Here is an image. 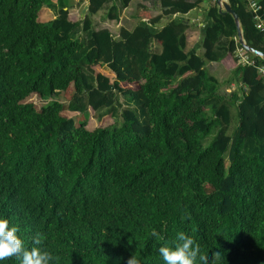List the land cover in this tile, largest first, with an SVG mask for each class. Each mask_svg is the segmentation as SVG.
<instances>
[{
  "label": "trees",
  "instance_id": "16d2710c",
  "mask_svg": "<svg viewBox=\"0 0 264 264\" xmlns=\"http://www.w3.org/2000/svg\"><path fill=\"white\" fill-rule=\"evenodd\" d=\"M56 1L57 16L40 21L51 0H0V217L26 247L39 238L54 264H163L158 247L181 231L208 264H264V59L245 52L253 64H239L232 17L208 2L188 52L193 23L177 15L204 0H159L157 15L138 4L117 36L91 17L109 5L105 18L118 20L132 0H88L82 18ZM227 1L264 53L246 1ZM213 61L237 90H222ZM60 94L39 109L26 102ZM118 96L131 105L105 125ZM105 109L90 127L89 111Z\"/></svg>",
  "mask_w": 264,
  "mask_h": 264
},
{
  "label": "clouds",
  "instance_id": "9594fccd",
  "mask_svg": "<svg viewBox=\"0 0 264 264\" xmlns=\"http://www.w3.org/2000/svg\"><path fill=\"white\" fill-rule=\"evenodd\" d=\"M18 232L19 229L10 225L8 219L0 217V264L9 257H17L18 264H54L56 257L40 246L39 238H34L33 246L28 248ZM150 235L156 239H163L155 229ZM157 251L163 264H208L209 262L205 259V254H201L199 245L192 236L182 231L176 234L175 241L170 246H160ZM126 264H139V260L130 256Z\"/></svg>",
  "mask_w": 264,
  "mask_h": 264
},
{
  "label": "crops",
  "instance_id": "0c3cea01",
  "mask_svg": "<svg viewBox=\"0 0 264 264\" xmlns=\"http://www.w3.org/2000/svg\"><path fill=\"white\" fill-rule=\"evenodd\" d=\"M51 1L53 2V5H54L53 7H49L48 8L47 6H43V7H47L49 10L53 9L52 11L54 12V14L49 20H52V19H54L57 16V14H58L57 7L59 5V3L56 0H51ZM68 1H70L68 6L71 7L75 11V13L80 16V18H82L83 17L82 11L84 9H86L85 13L87 12L88 0H68ZM71 1H73V2L71 3ZM135 1H136V3L134 4V6H136L138 4H143V5L147 6L148 8H150V12H151L152 15H157V14L160 13V11L158 9L159 8V0H154L155 1L154 3H153V0H132L126 8H123L120 11V16H119L118 20H108V19L104 18V16H102L100 18L101 24L97 25L94 22V20H92L94 28L95 29L106 28L112 34H115V36H117L118 30H119L120 27H124V28L128 29L127 27H125V25L123 24L121 19L124 16H126V17L129 16L131 20H133V21L135 20L137 22V20L133 17L134 16V13L132 12L133 8L130 7L131 4L133 2H135ZM190 1H195V0H190ZM64 3H66L65 0H62V4H64ZM203 3L205 5V3H207L206 0H204ZM152 4H153V6H152ZM106 6H109V5H106ZM106 6L104 7V9L106 8ZM204 9H205V7H204ZM49 12H51V11H49ZM98 12H97V14H98ZM200 12H201V9L197 8V9H193V10L189 11L187 14H185L183 16H178L177 15V17H180L183 20H187L188 19L190 24L193 23L192 28L188 29L185 32V35H186V48H185V50L188 51V52H190L199 43V37H197V34L195 32L197 30L195 28H198L199 35H200L201 28H199V27H202V17H201V13ZM193 16H195V20H194ZM92 17H95V14ZM127 19H129V18H127ZM49 20H45V21H49ZM107 21H114V22L118 23L119 26L117 24H111L110 25L109 23H106ZM165 21H166V18H162L160 20V22L158 23V25L156 26V28L163 26ZM194 21H197V22H194ZM113 27L116 28V29H112ZM152 46L155 49L157 48L155 43H152ZM206 70L217 81L224 82L222 90L225 91L226 93H230V92H232L234 90H237L238 87L235 84V82L231 81L230 83H228V80L230 79V76L232 74V70L231 69H227L226 67H224V65L222 63L214 62V61L213 62H209L206 65ZM226 82H227V84H225ZM231 112L235 113V104H234V107H231Z\"/></svg>",
  "mask_w": 264,
  "mask_h": 264
},
{
  "label": "rangeland",
  "instance_id": "374dc122",
  "mask_svg": "<svg viewBox=\"0 0 264 264\" xmlns=\"http://www.w3.org/2000/svg\"><path fill=\"white\" fill-rule=\"evenodd\" d=\"M215 1L216 0H206V2L207 3H205V5H204V3H201L199 6H198V8L199 9H204V7L205 8H207V6H208V2L209 3H215ZM65 2L67 3V4H69V2L70 1H68V0H65ZM73 1H71V3H72ZM151 2V1H150ZM149 2V3H150ZM155 1L153 0V3H154ZM136 3V1L135 2H133L132 4H131V6L130 7H132L133 8V10H132V12L133 13H135V11H136V6H134V4ZM61 5V4H60ZM60 5H58V7H57V9H59L61 6ZM152 6H153V4H152ZM49 8V7H48ZM47 7H42V9H41V11H40V13H39V17H38V19L39 20H41V21H45V20H49L52 16H53V14H54V12L52 11L53 9H48ZM107 8H108V6H106V8L105 9H102V10H99V12H98V14L96 13L95 14V17H91V19L92 20H94V22L98 25V24H101V21H100V18L102 17V16H104V18H105V14H106V12H107ZM130 10V11H131ZM49 11H51V12H49ZM200 11V10H199ZM101 12V13H100ZM154 14V13H153ZM133 15V14H132ZM93 16V15H92ZM134 17V16H133ZM194 17V20H195V16H193ZM127 18H129V19H127ZM121 21L123 22V24L125 25V27H127L128 29H131L134 25H135V23H136V21L134 20H131L130 19V17L128 16V17H126V16H124V17H122V19H121ZM133 21V22H132ZM194 22H197V21H194ZM106 23H109L110 25L111 24H117L118 26H119V24L118 23H116V22H114V21H107ZM112 29H116V28H112ZM197 31H195L196 32V34H197V37H199V31H198V28H195ZM77 32H75V36L76 37H78L79 39H84V37H85V34L84 33H82V32H80V29H77L76 30ZM195 34V35H196ZM114 36H115V34H113ZM195 41V40H194ZM51 99H55V100H59L60 102H65V99H64V97L62 96V94H60V95H58V96H56V97H52V98H48V97H46V98H40V97H38L37 95H31L30 97H28L27 99H26V102H31L37 109H39L43 104H45L46 102H48V101H50ZM127 106V105H131V104H129L126 100H125V98L124 97H122V96H118V102H117V105H115L116 106V111H115V116H113V117H107V120L105 121V125H112V124H117V123H119V119H120V116H119V111H120V107L121 106ZM231 107H234V106H231ZM104 111H107L106 109L105 110H102L101 112H98V113H96V114H94V116H93V111L92 110H90L89 111V115H88V118H87V124L90 126V127H93V126H96L97 124H98V119H97V117L95 116V115H98L99 113H102V112H104ZM236 113V112H235ZM234 113V115H235V118H236V114ZM85 117L84 116H78V117H75L74 118V124L75 125H77L81 120H83ZM232 128H233V125L230 127V129L232 130ZM230 130V131H231ZM208 138L204 141V145H206L207 144V142H208ZM228 165V162H227V160L225 159V166H227Z\"/></svg>",
  "mask_w": 264,
  "mask_h": 264
},
{
  "label": "built area",
  "instance_id": "2783aa9c",
  "mask_svg": "<svg viewBox=\"0 0 264 264\" xmlns=\"http://www.w3.org/2000/svg\"><path fill=\"white\" fill-rule=\"evenodd\" d=\"M247 8L253 13L255 28L264 32V6L259 3V0H245ZM261 12V14H260ZM264 35V33H263ZM238 44V43H237ZM235 53L238 56L239 64H253V60L245 54V51L237 45ZM259 73L264 78V66L258 68Z\"/></svg>",
  "mask_w": 264,
  "mask_h": 264
},
{
  "label": "water",
  "instance_id": "95a60500",
  "mask_svg": "<svg viewBox=\"0 0 264 264\" xmlns=\"http://www.w3.org/2000/svg\"><path fill=\"white\" fill-rule=\"evenodd\" d=\"M216 3V6H217V9H218V12L221 13V14H229L232 19H233V22H234V25H235V29H236V36H235V39L238 43V45L247 53H250L256 57H260L262 59H264V53L260 52V51H257L253 48H251L244 40L243 38V34H242V29H241V26H240V21H239V17L238 15L236 14V12L231 8L230 4L228 3L227 0H216L215 1ZM85 10L84 9L82 11V15L84 16L85 14Z\"/></svg>",
  "mask_w": 264,
  "mask_h": 264
}]
</instances>
